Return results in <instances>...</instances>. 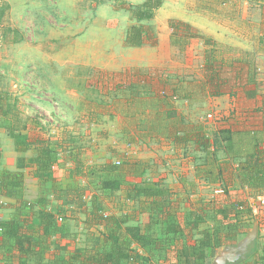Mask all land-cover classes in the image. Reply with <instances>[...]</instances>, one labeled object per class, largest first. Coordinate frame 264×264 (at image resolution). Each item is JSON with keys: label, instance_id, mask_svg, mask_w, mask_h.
I'll use <instances>...</instances> for the list:
<instances>
[{"label": "rangeland", "instance_id": "1", "mask_svg": "<svg viewBox=\"0 0 264 264\" xmlns=\"http://www.w3.org/2000/svg\"><path fill=\"white\" fill-rule=\"evenodd\" d=\"M146 1L0 0L3 11L0 91L8 92L11 100H16L19 125L32 121L43 126L53 137L68 131L78 138L80 157L88 168L106 160L114 164L125 161L147 163L144 175H133L125 182L156 180L171 186L172 196L174 189L182 185L185 189L188 185L196 189L195 193H185L184 205L191 204L192 199L208 201L218 195L219 188L198 178L203 174L205 156L190 146L178 157L171 148L173 134L198 122L203 125L206 135L214 140L215 135L226 127L228 119L242 109L251 110L248 121L252 124H259L263 119L254 114L253 101L229 94L203 97L197 83L190 87L195 94L188 101L169 103L161 98L160 73L176 71L188 81L194 76L202 79L198 63L202 59L203 40L192 39L186 49L180 51L178 45L170 43L168 22L173 20L205 29L206 22L197 19L193 9L207 0H163L162 7L149 22L158 45L126 46L125 32L134 21L129 13L116 9L115 3L139 5ZM258 13V7H254L249 16L257 19ZM255 36V32H248L243 41L218 37L220 45L227 43L248 49L249 58L256 50L259 55L257 80L264 95V48L260 49L259 44L253 42ZM170 74L173 76L174 73ZM107 76H112L114 82L108 83ZM135 76H151L153 81L141 83L140 94L133 96L123 87H128L127 79H135ZM100 78H103L102 82ZM117 83L121 88L115 87ZM148 90L152 92L145 94ZM262 99L264 102L263 96L259 100ZM208 115H211L210 119ZM9 139L7 132L0 128V146L6 150ZM236 147L243 150L242 146ZM219 156H222L221 152ZM186 166L190 169L187 179L178 178L179 170L187 169ZM166 174L168 180L163 182L160 180L163 177L159 176L165 178ZM86 189L96 194L101 204L108 206V195L104 196L90 185ZM236 190L241 191L237 184L230 190L232 195ZM261 200L264 195L250 202L256 216L254 220L264 228Z\"/></svg>", "mask_w": 264, "mask_h": 264}, {"label": "trees", "instance_id": "2", "mask_svg": "<svg viewBox=\"0 0 264 264\" xmlns=\"http://www.w3.org/2000/svg\"><path fill=\"white\" fill-rule=\"evenodd\" d=\"M244 1L253 6L258 5L260 0ZM162 4L163 0H147L139 5L127 2H120L119 5L115 3L116 9L126 11L134 21L125 32L126 46L156 47L158 45V39L149 22ZM260 13L261 20L264 21L263 6H260ZM2 18L3 11L0 7V24ZM168 27L171 31L170 43L178 45L180 51L185 50L192 39H201L205 41L206 46L210 45L208 40L200 37L188 24L170 20ZM258 44L260 49L264 48V22ZM257 66L258 64L249 59L246 69L245 67L235 69L232 66L225 68L223 62L216 59L215 51L211 49L205 51L203 66L200 68L205 74L203 79L193 75L194 79L188 81L176 71L167 72L165 75L159 74L161 98L169 103H173V98L179 101L192 99L195 93L190 87H193V83H197L196 87L203 97L229 94L234 97L240 95L244 100L253 101L254 114L261 116L260 119L263 121L259 124L249 122V128L244 127L234 131L224 127L215 135L214 140L206 135L203 125L198 122L192 123L187 130L178 129L173 134V143L181 144L186 150L191 146L204 155L203 174L198 178L209 185H217L218 191L222 192L208 201L195 199L194 209L185 214V223L178 224L175 223L177 202L169 186L147 180L129 183L126 186L127 199L148 204L141 223L128 231L124 230V225L130 220L129 217L105 214L96 194H92L87 205L79 202L82 193H79L76 184L77 179L83 175L79 139L68 131L53 137L43 126L32 121L22 123L23 126L19 125L16 100H11L12 97L8 92L0 91V128H3L12 139L16 153L24 155L31 151L33 154L27 161L25 157L17 159V170L10 171L1 167L0 152V197L15 202L12 206L11 219L7 222L0 221V248L19 250L24 242L29 241L22 231H30L29 222L34 217L40 220L45 230L57 232L61 229L56 225V220L51 214L44 210L34 213V204L23 198L24 176L21 170L27 167L35 170L34 175L39 181L51 182L54 190L61 193L64 190L63 195L66 196L72 191L71 196L79 202L83 224L88 228L102 229L100 234L104 242H95L91 249L75 247L69 250L67 246L56 247L53 264H159L160 261L171 262L172 259L175 264H198L206 259V250L236 244L239 236L247 234L256 222L254 220L256 216L252 213L253 204L250 201H255L264 195V102L263 99L259 100L262 96L264 98V95L257 80ZM170 73H174L173 76H170L172 75ZM107 77L108 83L114 82L112 76ZM127 80L128 87L123 89L130 90V93L136 96L143 87L141 83L151 82L153 78L135 76V79ZM99 81L102 82L103 78ZM120 85L117 83L115 87L119 89ZM150 92L152 91L148 90L145 94ZM235 122L238 128H242V121L235 119ZM228 123L227 121L226 124ZM246 138H249V143H241L240 139ZM236 146H242L243 150ZM245 151L249 153L242 156ZM62 158L65 163L70 164L71 169L68 167L69 171L66 172L67 181L59 182L53 177V168ZM143 174L144 171L139 163L105 162L100 166V170L94 168L89 171V185L101 193L115 192L123 186L128 177ZM236 184L241 191L236 190L235 195H232L230 190ZM64 201L66 202V198ZM38 204L41 202L39 201ZM26 209L31 212L29 215H24ZM164 222H166L165 230L161 235L159 233V236L155 226ZM206 222H211L212 227L200 230V225ZM195 234L201 237L193 240ZM181 237L186 240V245L177 250L175 244ZM132 244H137L146 252L147 257L135 253ZM155 251L158 255L154 254ZM173 252L176 254L172 258Z\"/></svg>", "mask_w": 264, "mask_h": 264}, {"label": "crops", "instance_id": "3", "mask_svg": "<svg viewBox=\"0 0 264 264\" xmlns=\"http://www.w3.org/2000/svg\"><path fill=\"white\" fill-rule=\"evenodd\" d=\"M207 3L200 4L193 9L197 19L205 21L207 27L205 29L201 27H191L195 33H197L204 40H208L210 45L206 46L205 41L201 44L202 59L198 63V67L202 68L204 61L205 51L213 49L215 51L216 59L223 62L225 68L232 66L235 69H241L245 67L248 63V60L258 64L257 53L252 51L250 53L252 56L249 58L248 49L235 48L231 44L224 43L219 44L221 39L218 37H229L230 39H245V35L249 32H255V38L253 42L256 41L258 46L259 37L261 36V28L263 27V20H261L260 6L264 7V0H260L258 5H249L247 1L244 0H207ZM254 7H258V17L257 19L250 18V10ZM200 21V22H201ZM207 29H211L210 33L207 32ZM247 32V33H246ZM246 33V34H245ZM206 35V36H205ZM252 37V36H251ZM200 40V39H199ZM204 71L201 70L202 79L204 78ZM240 96V95H239ZM238 114V115H237ZM251 110L242 109L239 113H235L233 118L228 120L227 128H231L233 131L240 128L237 127L236 121H242L241 127L249 128ZM251 130V129H250ZM104 141V140H103ZM241 143H249V138L240 139ZM8 150L1 145V167L10 171H16L17 159L20 157H25L26 161L29 157L33 156L32 152L29 151L27 154L21 155L15 152L12 139H9ZM172 150L179 154L184 149L181 144H176L172 142ZM183 152V151H182ZM181 152V155H182ZM249 152L245 151L244 155H247ZM180 155V156H181ZM177 157V158H178ZM81 158V157H80ZM83 163V175L77 179V189L79 193H82L80 196V203L85 205L88 204L89 198L92 196L93 192L88 191L89 185V171L94 168L100 170V166L105 162L108 163V160L101 161L97 166L89 167L86 165L85 160L81 158ZM128 162V161H125ZM124 162V163H125ZM138 163V161H137ZM141 165V168L146 172L147 163ZM70 164L64 162L63 158L53 168V177L59 181H67L65 178L66 172ZM179 170L177 177L184 179L188 176V166ZM155 170V169H154ZM24 176L23 183V198L34 204L33 212H38L44 210L51 214L55 220L56 225L61 228L60 231L53 232L51 230H45L41 226L40 220L34 217L30 223V231L27 232L23 230V234L29 240L22 244L20 249L14 248H0V264H53L54 259V250L56 247H65L67 246L69 250L75 247H82L91 249L95 242L103 243L104 238L101 234L102 229L100 228H88L83 224V215L80 213L79 202L71 196V192H68V195H63L64 190L61 191L54 190L51 182H41L34 175V169L27 167L24 170H21ZM144 175V174H143ZM155 177V176H154ZM163 182L168 180V174L165 178L163 175L159 176ZM185 179V180H186ZM156 181V180H153ZM124 182L123 186L115 192H104V196L108 195V206L105 207L102 203V209L105 214H112L116 216L127 215L130 220L127 224L124 225V230L128 231L130 228L137 226L141 223L142 215L144 214L145 208L148 203L146 202H135L128 200L126 197V189L129 183ZM183 186V185H182ZM182 186L174 189L175 195L173 198L177 202L176 214L177 218L175 223L184 224L185 223V214L186 212L194 209V200L192 199L191 204L184 205L185 193L193 191L195 193L196 188H191L187 185L184 189ZM171 188V186H169ZM64 188V187H62ZM212 191V190H211ZM65 194V193H64ZM195 196V195H194ZM66 198V202L64 201ZM41 204H38V202ZM14 201L7 198L0 197V219L1 221H9L13 214ZM193 203V204H192ZM31 213V212H30ZM29 210H24V215H29ZM211 222H206L205 224L200 225V230L205 227H212ZM166 222L157 223L155 228L158 231V235L165 230ZM159 235V236H160ZM164 237V235H162ZM201 236L195 234L194 239H199ZM1 239V238H0ZM169 241V240H168ZM186 245V240L184 237H181L178 243L175 244L176 249H180L182 246ZM135 253L140 256H146L144 252L137 244L131 245ZM258 249V252H256ZM30 251V252H27ZM42 253V254H40ZM206 259L204 262L198 264H264V228L259 223L255 222L251 230L242 236H239L236 244L233 246H224L214 250H206ZM256 253V254H255ZM154 254L158 255V252L155 251ZM175 252L172 254V258L175 256ZM159 264H175L174 259L171 262L163 263L160 261Z\"/></svg>", "mask_w": 264, "mask_h": 264}, {"label": "built area", "instance_id": "4", "mask_svg": "<svg viewBox=\"0 0 264 264\" xmlns=\"http://www.w3.org/2000/svg\"><path fill=\"white\" fill-rule=\"evenodd\" d=\"M173 101H175V98H173ZM208 118L210 119L211 118V115H208ZM216 192L218 194V193H221L222 191H216ZM260 204H264V200H261L260 201ZM257 207H259V206L257 205ZM0 221H1V219H0ZM0 232H1V229H0Z\"/></svg>", "mask_w": 264, "mask_h": 264}]
</instances>
